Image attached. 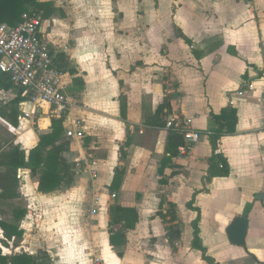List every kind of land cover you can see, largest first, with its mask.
I'll return each instance as SVG.
<instances>
[{"label":"crops","instance_id":"crops-1","mask_svg":"<svg viewBox=\"0 0 264 264\" xmlns=\"http://www.w3.org/2000/svg\"><path fill=\"white\" fill-rule=\"evenodd\" d=\"M40 1L55 8L42 33L70 108L15 104L16 88L0 90V151L17 145L28 160L46 137L17 171L19 197L1 205L20 233L2 253L37 264H88L94 254L103 264H208L192 246L186 203L203 188L210 113L232 109L215 150L229 175L195 193L199 237L217 264H264V0ZM175 118L200 137L168 161ZM78 126L81 138L66 135ZM51 152L55 163L35 168ZM43 169L53 186L39 190ZM236 216L247 220L244 245L227 239Z\"/></svg>","mask_w":264,"mask_h":264},{"label":"trees","instance_id":"trees-1","mask_svg":"<svg viewBox=\"0 0 264 264\" xmlns=\"http://www.w3.org/2000/svg\"><path fill=\"white\" fill-rule=\"evenodd\" d=\"M55 8L53 7L51 2L40 1V0H0V24L6 23L9 26H16L22 21L23 14H30L32 12L40 15L42 19L48 18L53 12ZM55 57H53L54 59ZM55 63V60H54ZM11 87H14L10 82L9 77L0 72V90H8ZM17 94L15 99H13L12 103L18 104V102H22L26 100V94L24 93L23 88H17ZM16 112L11 108L10 112L6 114V118L8 121H11L13 126L16 125V122L13 120L12 116L15 115ZM210 117L215 121L217 127H214L208 131V139L212 148V154L208 159V168L202 177L203 188L200 191H206V185L211 181L213 177L219 176H228L229 175V165L227 163L226 158L219 153H216L215 150L218 146V142L220 136L225 132L226 126L224 122H231L233 125L235 123V114L232 109H223L220 114L210 113ZM168 149L169 153L167 160L171 159L173 156H176L178 153V147L182 144V134L175 129L168 127ZM233 131V130H231ZM46 137H41L39 145L35 147L30 152V156L28 160L25 159L24 152L17 145H10L7 150L0 151V212L1 205L19 197V179L17 177V171L19 168L27 167L29 165L32 166V161H34V157H38L41 154L40 149L42 148ZM54 153L51 152L47 155V157L39 158L35 163V168L39 167V164L45 163V166H50L55 163V158L53 157ZM123 154H121L120 158L122 159ZM36 161V160H35ZM32 167V170L35 169ZM43 174L39 178L37 188L39 190H46L53 185H51L52 178L49 175V171L43 169ZM118 170L115 171V174L118 175ZM193 193L191 199L186 203V207L195 211L196 216L192 221L193 227V239L192 246L198 249L201 252V257L203 260L207 261L208 264H217L215 260L206 254L205 248L201 244V240L199 237V229H198V220L200 217V209L198 207H194V197L195 193ZM249 208V205L246 206L245 210ZM23 213V212H21ZM117 219L115 218L113 212H111V219L109 224L113 225ZM0 264H37L36 257L26 253L24 251L11 253L10 255H4L2 253L1 246H6V239L11 238L12 236L19 235V231L15 224L9 223L6 220L0 219ZM41 264V263H40Z\"/></svg>","mask_w":264,"mask_h":264},{"label":"built area","instance_id":"built-area-1","mask_svg":"<svg viewBox=\"0 0 264 264\" xmlns=\"http://www.w3.org/2000/svg\"><path fill=\"white\" fill-rule=\"evenodd\" d=\"M53 57L42 33L40 15L23 14L22 21L16 26L0 24V72L9 77L14 87L24 89L26 101L23 103H46L61 114L69 110L70 100L63 85V73L56 67ZM188 124L189 119L180 122L175 118L166 122V127L182 134L184 143L178 147L179 155H186L200 137V133ZM66 135L79 139L83 130L79 126L71 128ZM95 212V209L91 210V213ZM88 264H103V260L94 254Z\"/></svg>","mask_w":264,"mask_h":264},{"label":"water","instance_id":"water-1","mask_svg":"<svg viewBox=\"0 0 264 264\" xmlns=\"http://www.w3.org/2000/svg\"><path fill=\"white\" fill-rule=\"evenodd\" d=\"M247 232V220L245 217L236 216L232 219L226 229L229 243L234 245H244Z\"/></svg>","mask_w":264,"mask_h":264},{"label":"rangeland","instance_id":"rangeland-1","mask_svg":"<svg viewBox=\"0 0 264 264\" xmlns=\"http://www.w3.org/2000/svg\"><path fill=\"white\" fill-rule=\"evenodd\" d=\"M125 12H127V17L129 15V9H125ZM7 138V134L5 133L4 129L0 127V144L4 141V139Z\"/></svg>","mask_w":264,"mask_h":264}]
</instances>
